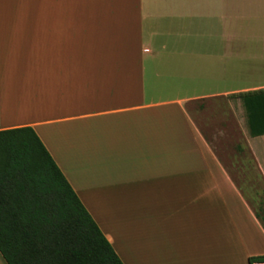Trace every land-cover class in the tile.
I'll return each instance as SVG.
<instances>
[{"label": "crops", "instance_id": "obj_1", "mask_svg": "<svg viewBox=\"0 0 264 264\" xmlns=\"http://www.w3.org/2000/svg\"><path fill=\"white\" fill-rule=\"evenodd\" d=\"M227 57L263 77L227 87ZM260 91L264 0H0V131L34 130L123 264L264 260L250 191L187 110Z\"/></svg>", "mask_w": 264, "mask_h": 264}, {"label": "trees", "instance_id": "obj_2", "mask_svg": "<svg viewBox=\"0 0 264 264\" xmlns=\"http://www.w3.org/2000/svg\"><path fill=\"white\" fill-rule=\"evenodd\" d=\"M241 103L249 135L263 136L264 91ZM0 254L6 264H123L30 127L0 131Z\"/></svg>", "mask_w": 264, "mask_h": 264}, {"label": "rangeland", "instance_id": "obj_3", "mask_svg": "<svg viewBox=\"0 0 264 264\" xmlns=\"http://www.w3.org/2000/svg\"><path fill=\"white\" fill-rule=\"evenodd\" d=\"M243 26L247 29L243 36L248 40L250 26ZM251 67L252 62L249 58L238 60L227 57L226 75L236 78V80L227 81V87L252 84L254 83L253 78L263 77L261 74H250L248 71ZM187 110L212 143L214 151L227 167L239 188H248L247 191L250 192H247V195L251 205L264 222V181L246 148L244 133L247 124L241 97L209 98L194 104H187ZM257 145L260 150H264V141H258Z\"/></svg>", "mask_w": 264, "mask_h": 264}, {"label": "built area", "instance_id": "obj_4", "mask_svg": "<svg viewBox=\"0 0 264 264\" xmlns=\"http://www.w3.org/2000/svg\"><path fill=\"white\" fill-rule=\"evenodd\" d=\"M250 264H264V260H252Z\"/></svg>", "mask_w": 264, "mask_h": 264}]
</instances>
